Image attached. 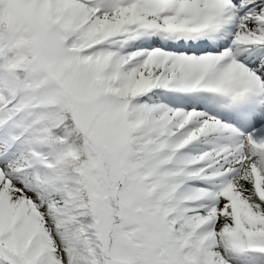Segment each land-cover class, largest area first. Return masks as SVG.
I'll list each match as a JSON object with an SVG mask.
<instances>
[{
  "label": "snow or ice",
  "instance_id": "snow-or-ice-1",
  "mask_svg": "<svg viewBox=\"0 0 264 264\" xmlns=\"http://www.w3.org/2000/svg\"><path fill=\"white\" fill-rule=\"evenodd\" d=\"M0 264H264V0H0Z\"/></svg>",
  "mask_w": 264,
  "mask_h": 264
}]
</instances>
